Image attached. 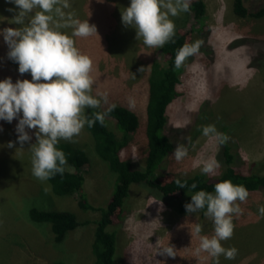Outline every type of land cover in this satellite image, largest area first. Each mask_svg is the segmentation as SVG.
<instances>
[{"label":"rangeland","instance_id":"rangeland-1","mask_svg":"<svg viewBox=\"0 0 264 264\" xmlns=\"http://www.w3.org/2000/svg\"><path fill=\"white\" fill-rule=\"evenodd\" d=\"M204 1L207 16L203 26L189 12L170 16L176 28L182 29L191 43L200 38L203 44L210 46L212 53L209 56L199 50L184 65L181 81L177 85L180 94L166 110L165 133L173 141L176 135L189 139L193 135L192 129L181 133L169 127L194 126L200 120L199 109L203 105L206 109L210 106L215 119L225 121L224 124L233 123L228 143L231 151L239 153L242 159L237 168L245 173H264V79L260 69L248 65L249 58L254 54L257 60L261 59L258 66L264 67V18L237 16L233 0ZM262 2L264 0H244L251 9ZM70 4L71 9L66 11L74 12L76 18L88 20L97 27V35L75 40L81 52L93 60L95 83L92 94L97 98L100 93L108 95L107 104L102 102L100 108H87L85 114L92 110L106 112L112 105L129 108V98H133L135 107L131 110L138 115V129L131 135V143L122 150L121 157L138 162L143 167L148 150L144 125L148 76L154 63L166 64V54L161 47L146 46L142 39H137V30L133 26L122 23V11L130 6L131 0H70ZM8 5L16 8L13 3L2 8ZM16 12L4 14L6 19L0 31L20 27L10 23ZM197 27L201 30H195ZM65 31L70 34L72 29ZM242 37L247 38L244 44L229 46L234 39ZM2 41L0 81L9 77L13 83L31 80L30 73H19V64L9 58L10 49H4L8 44L4 39ZM141 67H144L143 72L138 71ZM20 118L22 113L11 123L0 120V264H48L52 260L45 256L51 255L46 246H54L55 258H60L65 264H93L94 254L90 244L94 239V221L100 215L98 208L105 207L110 198L113 175L94 153V140L85 125L72 141L61 140L57 147L60 149L63 144H68L87 151L91 160L81 170L85 175L84 189L88 201L95 209L80 208L76 195H56L48 180L41 181L33 175L31 146L37 142V130L26 129L32 140L21 146L16 131ZM105 120L107 126L120 136L118 117L106 115ZM9 142H14L15 146L9 148ZM218 144L216 139L200 134L188 148L186 157L177 161L173 155L174 148L156 174L170 183L173 178L202 172L204 162L215 158L220 167L214 175H205L208 179L216 178L224 170V164L217 157ZM129 191L121 207V216L108 227L109 231L116 232V264H216L215 258L198 251L200 237L214 234V223L210 217L202 214L201 210L190 214L179 212L137 183H133ZM181 191L182 188H179L172 195L176 197ZM183 200L191 202V199ZM261 206H264V190L249 192L247 200L240 203L243 214L238 218L234 216V234L229 240L221 242L226 249L235 247L238 254L232 260L221 255L219 264H264V216L259 213ZM31 207L70 210L85 223L70 231L65 241L57 246L53 244L51 235H46L47 228L38 230L33 225L35 223L32 224L29 218ZM35 225L51 228L48 222ZM197 226L202 227L199 234L195 231ZM24 235L29 236L28 240L21 239ZM169 245L175 248L174 258L159 254L160 247ZM36 250L43 255H36Z\"/></svg>","mask_w":264,"mask_h":264},{"label":"clouds","instance_id":"clouds-1","mask_svg":"<svg viewBox=\"0 0 264 264\" xmlns=\"http://www.w3.org/2000/svg\"><path fill=\"white\" fill-rule=\"evenodd\" d=\"M16 8L10 23L20 27H8L0 31L9 46L8 56L19 64V73H30L32 79L17 80L13 83L9 77L0 81V120L11 123L22 113L16 131L18 142L23 146L32 136L26 129L37 130V142L31 146L33 175L46 181L56 173L63 174L67 159L58 149L61 140L72 141L85 125L93 127L97 121L105 124L107 112L94 113L89 119L87 108H100L102 102L108 103L107 93L94 96L92 58L81 52L75 38H87L97 35V27L88 20L75 17L70 0H8ZM190 10V0H131L129 7L122 11V23L137 30V39L150 48H160L171 41L175 35V23L171 17ZM72 29L71 33L65 31ZM203 41L185 43L175 57V69L179 70L184 62L199 53ZM143 72L144 67L138 69ZM135 78V77H134ZM116 106L112 105L109 111ZM135 107V100L129 98V108ZM202 134L216 139L220 144L228 142L230 137L218 132L214 124L203 126ZM9 142L8 147H14ZM188 147L179 143L173 153L177 161L188 155ZM220 167L215 158L204 162L202 173L214 175ZM179 188H185L186 182L176 181ZM197 187L195 183L191 185ZM249 191L244 185L224 180L215 185V192L204 190L191 195V202L185 205L186 211L195 213L206 207L205 215L214 223V234L200 237L198 251L206 252L215 258H236L235 247L226 249L222 241L229 240L234 234V216L243 214L240 203L247 200ZM239 202V203H238ZM264 216V206L259 208ZM199 234L201 226L195 229ZM159 254L175 257L174 246L160 247Z\"/></svg>","mask_w":264,"mask_h":264},{"label":"trees","instance_id":"trees-1","mask_svg":"<svg viewBox=\"0 0 264 264\" xmlns=\"http://www.w3.org/2000/svg\"><path fill=\"white\" fill-rule=\"evenodd\" d=\"M6 4H9L8 0H0V28L3 21L6 19L4 18V14L6 12H12L9 11V9H12V6L8 5L5 8H2ZM233 10L239 17L256 19L264 18V2L258 7L251 9L245 5L244 0H233ZM188 12L193 15L197 23L203 26L207 16L206 2L204 0H190V10ZM199 29L200 27L195 28V30ZM192 32H194V30H192ZM3 39L4 37L1 34L0 44L3 42ZM198 40H200V38H198ZM246 41L247 38L245 37L234 39L230 42L229 46L237 47L244 44ZM186 42L191 43L187 34L177 27L173 39L161 47V50L166 54V64L162 65L154 63L149 73L146 121L144 124L148 150L143 167L139 166L138 162L124 160L121 157L122 150L131 143V135L138 129L139 118L134 111L125 107H115V109H112L111 111H106L108 116L118 117L119 120L117 121V125L121 132L120 136L107 126L106 120L104 125H101L100 122L97 121L93 127L89 128L87 126V129L94 140V153L102 160V163L107 166L109 172L113 175V189L110 198L105 207L98 208L100 215L94 221V239L92 244H90L91 253L92 255L94 254L93 264L117 263L115 260L116 232L112 230L109 231L108 227L114 224L118 217L121 216V207L129 196V190L133 183L144 186L155 197L164 200L167 205L176 208L179 212L186 211L185 205L187 204V201L183 200L184 198L189 200L191 199V195H194L200 190L214 194L215 185L224 180H231L237 185L242 184L246 186L249 192L264 190V173H245L238 169L237 164L240 163L242 159L239 153L231 151L232 147H230L228 142L225 144L219 143L217 157L219 161L224 164V170L216 178L208 179L207 176L200 171L191 176L173 178L169 181L170 183H166L156 174L157 170L162 167L167 156L173 152V149L176 148L179 143L184 140L186 141L185 145L189 148L195 142L196 137L202 134L203 126L214 124L218 132L227 135L231 133V130L233 129V123L229 122L224 124L225 121L215 119L210 106L206 109L205 105H203L204 107L202 106L198 113L200 120H197L194 126L169 127L170 130H177L181 133L187 129H192L193 135H191L189 139L185 136L179 137L176 135L175 140L173 141L171 136L165 133L167 129V107L170 102L180 94L177 89V85L181 81L180 75L183 71L184 65L190 59H193V56L189 57L179 70L175 69L176 54ZM0 46L2 47V45ZM6 47L7 49L9 48L8 45H5L4 49ZM200 50L206 52L208 55L212 53L210 46L203 43ZM257 59L258 57H254L253 54V56L249 58L248 65L260 69L264 79V67L258 66L261 59ZM200 111L202 112L201 115ZM94 113L97 112L93 110L89 111L87 113L88 118H94ZM199 125L201 126L199 127ZM71 146L72 145L63 144V147L60 148V150L65 153L67 159L64 173H56L48 179V181L51 185L52 191L56 195H76L78 198V206L80 208L94 210L95 207L89 203L87 193L84 189L85 175L81 170L84 165L90 163L91 159L87 156V151L85 149ZM177 180H180L181 183L186 182L187 186L182 188V191L174 197L172 192L179 190V187L176 184ZM193 183L197 185L195 189L191 187ZM206 210V207L201 209L202 214H204ZM29 218L32 224H41L44 222L50 223L51 228L38 227L35 224L33 225L38 230L47 228L46 235L50 234L54 241L53 244H56L57 246L65 241L67 234L70 231L85 223L78 220L76 213L70 210H44L37 207H31L29 209ZM51 231L53 232V235L51 234ZM28 238L29 236L25 235L21 237L23 240H28ZM46 247L51 252V255L45 256L52 260L48 264H65L60 258H55L53 253L54 246ZM36 255L42 256L43 254L36 250Z\"/></svg>","mask_w":264,"mask_h":264},{"label":"bare ground","instance_id":"bare-ground-1","mask_svg":"<svg viewBox=\"0 0 264 264\" xmlns=\"http://www.w3.org/2000/svg\"><path fill=\"white\" fill-rule=\"evenodd\" d=\"M5 3V2H3ZM218 6V5H217ZM119 111V110H118ZM231 121V120H230ZM237 126V125H236ZM241 127V126H240ZM234 131V130H233ZM249 132V131H248ZM243 135V134H242ZM247 138V137H246ZM229 142V141H228ZM244 142V141H243ZM241 143V142H240ZM219 145V144H218ZM210 147V146H209ZM244 152V151H243ZM246 160V159H245ZM229 162V161H228ZM253 163V162H252ZM222 167V166H221ZM255 167V166H254ZM17 169V168H16ZM246 212V211H245ZM246 218V217H245ZM247 220V219H246Z\"/></svg>","mask_w":264,"mask_h":264}]
</instances>
